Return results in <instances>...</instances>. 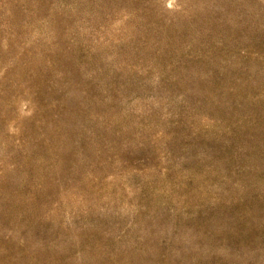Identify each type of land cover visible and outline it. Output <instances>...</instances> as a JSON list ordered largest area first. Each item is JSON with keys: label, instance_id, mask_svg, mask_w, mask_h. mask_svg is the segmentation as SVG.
I'll return each instance as SVG.
<instances>
[{"label": "rangeland", "instance_id": "rangeland-1", "mask_svg": "<svg viewBox=\"0 0 264 264\" xmlns=\"http://www.w3.org/2000/svg\"><path fill=\"white\" fill-rule=\"evenodd\" d=\"M0 264H264V0H0Z\"/></svg>", "mask_w": 264, "mask_h": 264}, {"label": "clouds", "instance_id": "clouds-1", "mask_svg": "<svg viewBox=\"0 0 264 264\" xmlns=\"http://www.w3.org/2000/svg\"><path fill=\"white\" fill-rule=\"evenodd\" d=\"M174 4V0H167V7L172 8Z\"/></svg>", "mask_w": 264, "mask_h": 264}]
</instances>
